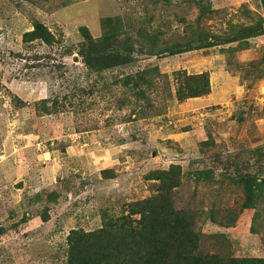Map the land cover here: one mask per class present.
Masks as SVG:
<instances>
[{
  "label": "rangeland",
  "instance_id": "rangeland-1",
  "mask_svg": "<svg viewBox=\"0 0 264 264\" xmlns=\"http://www.w3.org/2000/svg\"><path fill=\"white\" fill-rule=\"evenodd\" d=\"M53 1L59 9H54ZM117 1L122 13L135 9L141 13L136 20H145L146 13L138 7L144 2ZM170 1L172 6L165 0L156 8L149 5L150 32L179 33L182 26L176 23V12L188 22L199 16L192 0ZM206 1L220 11L202 23L215 35L224 34L230 21H245L248 10L264 19L261 0ZM177 3L183 7L177 9ZM100 11L97 0H0V264H66L69 232L100 228L109 216L120 217L124 203L151 196L145 177L152 170L181 164L189 174L181 198L192 199L191 206L204 215L239 210L243 199L241 189L224 180L228 173L215 154L222 162L238 158L232 172L264 169V79L251 85L253 95L244 96L232 79L240 81V76L228 70V56L218 48L164 59L140 57L103 72L100 78L87 72L79 55L80 27L86 25L95 37L100 36ZM50 12L55 20L46 22L57 28L58 42L24 44L22 32L37 20H47ZM254 45V50L234 54L233 60H261L264 45L258 41ZM65 50L72 53L64 56ZM74 55L80 63L71 61ZM156 66L170 77L177 70L207 73L211 93L179 102L166 99L161 84L158 90L146 85L150 103L145 99L137 103L132 89L114 83L116 78ZM223 66L231 76L226 74L228 94L218 100V72ZM64 69V78L57 80ZM94 84L92 93L86 90ZM83 90L90 93L85 103L76 98L63 102L65 108L56 115H36L43 99ZM14 95L22 100L20 107L27 108L23 112L14 107ZM209 141L214 146L207 149L204 143ZM105 169L110 170L109 179L102 175ZM205 169L214 171L213 180L197 183L194 172ZM253 214L254 210H245L231 228L210 219L201 222L204 248L264 258L263 234L251 232ZM218 234L225 236L228 246L218 244V237H213Z\"/></svg>",
  "mask_w": 264,
  "mask_h": 264
},
{
  "label": "trees",
  "instance_id": "trees-1",
  "mask_svg": "<svg viewBox=\"0 0 264 264\" xmlns=\"http://www.w3.org/2000/svg\"><path fill=\"white\" fill-rule=\"evenodd\" d=\"M97 1L102 12L99 15L100 36L95 37L86 25L80 27L83 41L79 44V55L87 72H96L101 78L103 72L137 62L140 57L164 59L218 48L227 54L226 66L233 74L240 76L242 84L246 83L250 88L255 81L264 79V68L261 67L264 65V56L259 61H239L232 58L234 54L250 49L252 39L264 35V19L252 10H248L249 16L245 21L239 24L230 21L224 34L215 35L202 23L212 20L220 11L213 8L211 1L204 3V0H192L199 10V16L195 20L188 22L183 14L176 12V23L182 26L179 33H152L148 26L153 17L149 16L147 11L151 9L149 5L158 7L160 0H148L150 3L141 0L144 3H140L138 7L146 13L144 21L136 20L141 13L135 9L130 13L126 10L122 13L117 0H108V3L107 0ZM165 1L168 6H172L170 0ZM261 1L264 6V0ZM52 3L55 4V10L60 8V4L57 5L55 1ZM175 7L181 9L183 4L177 3ZM53 12L46 13L49 15L47 20H37L29 30L22 32L20 36L24 44L39 41L43 45L53 46L58 42L57 28L54 27L55 31L46 22L55 20L51 18ZM125 18L129 24H124L128 22ZM166 33L171 37L162 38ZM65 53L64 56H67L72 51L65 50ZM64 76L65 69L58 75L57 80L61 81ZM114 83H121L125 88L132 89L138 98L137 103L144 99L150 103L147 89L144 87L146 85L158 90V84H161L164 97L176 98L179 102L211 93L207 73L188 74L185 70H177L170 77L167 73L160 74L158 66L126 74L123 78H116ZM95 87L94 84L86 90L92 93ZM88 95L90 93L83 90L78 95L43 99L38 103L36 115H56L65 108L63 102L79 98L81 103H85L84 98ZM14 96V107L22 112L27 109L25 106L20 107L22 100ZM204 145L208 149L213 147L214 143L209 141ZM260 151L261 149L257 148L256 153ZM215 156L218 165H224L228 173L224 180H231L243 193L239 210L231 208L224 213L210 212L204 215L198 212L191 206L192 199L181 198V187L189 174H185L181 164L174 163L166 169L150 171L145 179L150 183L151 196L124 203L120 217L109 216L100 228L93 230L72 229L66 241V264H264V258L261 257H236L230 251L211 253L204 248L205 236L200 228L201 222L210 219L221 227L231 228L237 224L240 214L245 210H254L251 232L262 233L264 243V169L260 172L244 173L241 169H234L235 172H232L231 169L236 165L238 158L235 157L232 161L231 157V160L222 162L219 153ZM108 173L109 169L102 171L104 179H109ZM194 174L196 182L199 183L213 180L214 171L196 170ZM35 194L40 195L39 192ZM213 237H218V244L228 246L229 242L222 234Z\"/></svg>",
  "mask_w": 264,
  "mask_h": 264
},
{
  "label": "crops",
  "instance_id": "crops-1",
  "mask_svg": "<svg viewBox=\"0 0 264 264\" xmlns=\"http://www.w3.org/2000/svg\"><path fill=\"white\" fill-rule=\"evenodd\" d=\"M86 1H88V0H86ZM52 17H54V15L52 16ZM264 36V35H263ZM263 36H261V37H258V38H254V39H252L250 42H251V44H252V47L250 48V49H248V50H244V51H240V52H243L244 54H245V52L246 51H251V50H254V47H255V45L254 44H256L257 43V41H258V43L260 44V45H264V40H262V37ZM263 43V44H262ZM263 49H264V47H263ZM240 52H238V53H240ZM223 56H224V54H223ZM225 56H224V60H225ZM222 60V59H221ZM220 61V60H219ZM241 61H246V59H244V60H242L241 59ZM224 62V61H223ZM226 63V62H225ZM224 64V63H223ZM224 66H225V64H224ZM224 66H223V69H222V71H220V72H218V88H219V91H218V100L219 99H221V98H223L224 97V95H225V93L226 94H228V91H227V87H228V85H226L225 86V82H226V76L227 75H230L229 73H227L226 72V74H225V71L226 70H224L225 68H224ZM231 76V75H230ZM224 77V78H223ZM233 79V81H234V83H237L236 85H234V87L236 88V90H240V89H242L243 91H245V94H244V96L246 95V94H252L253 95V90H251L250 88H248L247 87V85L246 84H241L240 83V81L238 80V78L236 77V78H232ZM236 79V80H235ZM245 85V86H244ZM252 91V92H251ZM218 103H220V102H218ZM234 105V104H233ZM263 120V118L261 119V120H259V121H262ZM260 131H261V129H260Z\"/></svg>",
  "mask_w": 264,
  "mask_h": 264
},
{
  "label": "water",
  "instance_id": "water-1",
  "mask_svg": "<svg viewBox=\"0 0 264 264\" xmlns=\"http://www.w3.org/2000/svg\"><path fill=\"white\" fill-rule=\"evenodd\" d=\"M71 61L73 63H80V57L78 55H74L71 57ZM155 155H156L155 152H153V156H155Z\"/></svg>",
  "mask_w": 264,
  "mask_h": 264
}]
</instances>
